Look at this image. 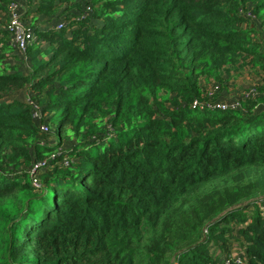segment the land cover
<instances>
[{
  "label": "trees",
  "instance_id": "obj_1",
  "mask_svg": "<svg viewBox=\"0 0 264 264\" xmlns=\"http://www.w3.org/2000/svg\"><path fill=\"white\" fill-rule=\"evenodd\" d=\"M84 2L32 0L27 59L0 24V264H264V83L209 106L264 0Z\"/></svg>",
  "mask_w": 264,
  "mask_h": 264
},
{
  "label": "built area",
  "instance_id": "obj_2",
  "mask_svg": "<svg viewBox=\"0 0 264 264\" xmlns=\"http://www.w3.org/2000/svg\"><path fill=\"white\" fill-rule=\"evenodd\" d=\"M32 0H14L8 7H10V16H8V21L10 17V21L6 24L7 29L12 34L10 38V44L23 56V58L27 59V49L36 41L37 39V32L36 27L31 23L30 20L24 18V14L29 6V3ZM30 23V24H29ZM58 29H62L66 26L65 21H60L58 23H54ZM256 94V93H255ZM31 103L36 107L38 110H35L36 115H40V108L36 105L35 102ZM209 106L211 109H219V110H230L233 108H238L232 105H229L224 102H209ZM42 129L44 131H48L49 127L46 124L42 125ZM68 164V161H66ZM46 165L45 161H41L35 164L33 169L31 170L34 173L40 167ZM34 185L40 187V183L35 178Z\"/></svg>",
  "mask_w": 264,
  "mask_h": 264
},
{
  "label": "rangeland",
  "instance_id": "obj_3",
  "mask_svg": "<svg viewBox=\"0 0 264 264\" xmlns=\"http://www.w3.org/2000/svg\"><path fill=\"white\" fill-rule=\"evenodd\" d=\"M80 1L82 4L85 3L84 0H80ZM7 15L10 16V7H7V14L5 11H0V24L6 25L10 21V17H9V21L7 20L8 18ZM256 29L257 31L255 32L254 36H258L259 38L262 36L264 37V29L260 25L256 26ZM226 81H227L226 84L228 86H225L226 84H224V86H222V90L218 86L217 87L214 86L215 89L213 93L214 94L217 93L220 96V99L218 100L219 102H224L235 107H240L241 101H243L244 98H256L258 96L259 93L258 87L264 83V72L258 68L246 67V70L243 71V74L236 76L234 79H230V80L226 79ZM212 89L210 90L208 89V90L212 91ZM27 95L28 93L26 89L19 90L17 93V96L26 99V101L29 102L28 99L30 97ZM34 109L36 111L38 110L36 107H34ZM250 201H255V200L251 199ZM239 251L241 250H237V252Z\"/></svg>",
  "mask_w": 264,
  "mask_h": 264
},
{
  "label": "clouds",
  "instance_id": "obj_4",
  "mask_svg": "<svg viewBox=\"0 0 264 264\" xmlns=\"http://www.w3.org/2000/svg\"><path fill=\"white\" fill-rule=\"evenodd\" d=\"M24 18H25V17H24ZM25 19H27V18H25ZM27 20H30V21H31V19H29V18H28ZM65 22H66V21H65ZM31 23H32V22H31ZM66 25H67V23H66ZM34 27H35V26H34ZM40 27H42V28L45 27V26H44V23L40 24ZM65 27H66V26H65ZM56 28H57V27H56ZM63 28H64V27H63ZM36 29H37V27H36ZM57 29H58V28H57Z\"/></svg>",
  "mask_w": 264,
  "mask_h": 264
},
{
  "label": "crops",
  "instance_id": "obj_5",
  "mask_svg": "<svg viewBox=\"0 0 264 264\" xmlns=\"http://www.w3.org/2000/svg\"><path fill=\"white\" fill-rule=\"evenodd\" d=\"M39 19H40V21H42V20L44 21V20H45V16L40 17ZM40 24H41V23H40Z\"/></svg>",
  "mask_w": 264,
  "mask_h": 264
}]
</instances>
